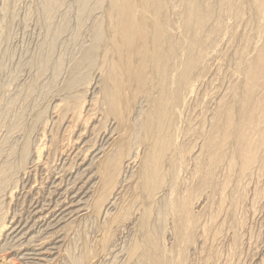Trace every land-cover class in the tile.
<instances>
[{
	"label": "rangeland",
	"instance_id": "obj_1",
	"mask_svg": "<svg viewBox=\"0 0 264 264\" xmlns=\"http://www.w3.org/2000/svg\"><path fill=\"white\" fill-rule=\"evenodd\" d=\"M165 1L173 8L167 15L174 33L166 55L174 67L194 60L191 72L198 75L196 78L200 74L206 77L202 88L187 98L182 111L178 110L176 124L181 138L177 133L180 141L173 168L163 173L165 184L161 186L166 185V189L162 187L166 193L150 204L145 201L136 169H125L123 161L117 171L109 165L83 205L85 211L80 215L84 216L63 225L62 243L47 264L143 263L146 241L142 228L147 212V227L161 250L154 264H264V0ZM110 2L0 0V264H22L8 253L14 221L26 222L30 210L37 207H31L33 201L39 199L44 204L51 200L52 183L59 177L65 186L56 190L64 194L66 180L76 172V165L113 130L114 118L104 102L117 57L110 44L114 26L108 17ZM191 3L205 26L193 52L188 51L193 34L183 30L185 11ZM113 14L116 18V12ZM127 89L132 90V96L137 95L129 111L132 127L108 153L113 158L120 155L122 160L135 155L142 158L152 143L149 138H153L143 127L151 109L147 100L151 91L147 96L138 93L136 85ZM80 132H84L82 136ZM239 135L250 144L248 151L243 150ZM106 182H110L109 188ZM103 186L109 190L108 196L103 194L107 192ZM154 253L159 255V249ZM6 259L12 260L6 263Z\"/></svg>",
	"mask_w": 264,
	"mask_h": 264
},
{
	"label": "bare ground",
	"instance_id": "obj_2",
	"mask_svg": "<svg viewBox=\"0 0 264 264\" xmlns=\"http://www.w3.org/2000/svg\"><path fill=\"white\" fill-rule=\"evenodd\" d=\"M166 3L167 2L165 0H111L109 8H108V14H109L108 17H109V20H111L113 22L114 26L110 29L111 35H112L111 39H110L112 42L110 44H111V47L113 48V51H115V54H117V57L115 59V62H113V69L110 67L113 70V72H111L112 70H110V74H112V78L109 81V88L108 89L106 86V93L104 96V102L108 106V109L110 111V115L113 116V118H114V122H113V126H112L113 130L110 129L112 132L108 131V134H106V135L104 133L105 136L103 138H101L102 144H100L89 155V157L87 159H85V157H84V159H82L81 164L76 165L78 167V169L76 170V172L74 171L75 173L69 179L66 180L69 183L67 185L68 188L65 190V192L63 191L64 194H61L60 191H57V190H59V187L62 185V182H63V179H61L58 176L59 178H57L56 181L54 180V182L52 183L53 184L52 188L54 189L52 191V194L54 197L51 200H48L49 198L48 199L46 198L47 201H44V204H42L41 201H38L39 199L36 201H33L31 207L33 208L36 205H37V207L33 208L34 209L33 211L30 210L31 212H29L30 214H28V217L25 220L26 222H24L23 220L20 221V219H19L18 220L19 222L16 220V221H14V224L11 223V224H13V226L11 225L12 226V228H11L12 232H11L10 236L8 235V239H9L8 245H10V246H7V247H10L8 249L9 250L8 253L16 255L17 256L16 258L17 259L19 258L20 261H22L21 262L22 264H41V263L47 264L49 262L48 257L54 256L56 254V250L58 249L57 245L62 243V241L60 239L62 237V234L64 233V232L61 233V231H63L62 230L63 225L68 223L71 220L72 221L76 220L75 222H77V220H79L80 217L84 216V215H80V213H83L85 211L83 208V205L85 204V202H87L86 199L88 198V196L91 192V189L94 188V184L97 183L96 180H99L100 179L99 177H103L104 173L107 170L109 171L108 168L111 166V164H113L112 166H114L116 169V167H120L119 165L123 161L122 164H123V167L125 169L130 167L131 169H136V171H138V174H139L138 178H140V180L142 181V186L144 189V192H143L144 195L143 196H145V201L147 200L150 204L155 202L156 197L162 195V193H166L165 190L163 189V188H165L166 185L165 186L163 185L164 187L161 186V184H165L164 182L162 183L163 177H164L163 173H164V171H166V169L173 168L174 162H175V161H173V159H174L173 156H174V152H175L176 147H177L176 143L178 140L180 141V139H177V135H176L177 133L179 134V132H177L178 129H177V124H176V119H177V115L179 112L178 110L182 111L183 109L181 110L180 107L185 105L187 98L190 96H193V94L196 91H198L200 88H202L203 84L206 82L205 81L206 77L201 78L202 74H200L199 77L196 78V76H198V75H195V74H193L194 72H191L193 70L195 64L193 62L194 60L192 61V59L190 57H189V59H191V60L183 62L184 64H182V66L174 67V65H173L174 63L171 64V57L168 56V54L166 55L165 49H166L168 44L171 47L170 43L173 41L170 37V35L173 33L171 30L173 25L171 23H169V22H171V20H170L171 18L169 19L168 15H167V11H169V9L172 10L173 8H170ZM113 12H116V18H115V14H113ZM171 12H170V14H171ZM185 13H186V18H185V15L183 14L184 18L186 19L185 23H183L184 24L183 30L185 31V33H192L193 34L192 35L193 41L192 42L190 41L192 44H188V42H186L188 45H190V47H189L190 50L188 49V51L191 52V50H192V52H193L194 48H196V45L198 44L197 38H198V36H200V33L203 30L202 27L204 25L202 23L203 21L200 19V14L198 13L195 4L191 3L187 7V10L185 11ZM200 13H202V12H200ZM183 24H182V26H183ZM207 25H206V27H207ZM173 30H174V28H173ZM202 33H204V31ZM202 36H205V35L202 34ZM174 37H176V36H174ZM191 37H189V39ZM172 38H173V36H172ZM221 38L223 39V36ZM169 41H171V42H169ZM108 42H110V41H108ZM184 45H185V43H184ZM109 46H107V47H109ZM211 47L212 46H210V48ZM207 48H209V47H207ZM186 50L187 49L183 50V51H185L184 53L187 52ZM201 50H202V48H201ZM208 51H211V50H208ZM187 56H189V55H187ZM195 57L197 60L196 55H195ZM136 60H138L137 64L135 62ZM205 60H207V59H205ZM195 62H197V61H195ZM181 67H183L185 69L184 72H183V70L181 71ZM128 85H136L138 88V93H142V94H145L147 96H148V93L151 91L149 94L152 96H148V98H147L148 102L151 104V109L145 115V121H144L143 127H144V130L146 133H148L150 131L151 134L148 137H153V138H149V139H152V143L149 144L150 147L148 145V147H149L147 150L148 152L145 155L143 154L142 158L138 157V155H135L133 157L127 158L126 160H122L120 155H118V157L113 158V156L109 157L108 153H110V151L114 148L113 146H117V145H119L120 142H122L123 137L126 135V133L125 134H123V133L125 131H127L129 128L131 129V127H132V125H131V127L129 125L130 124V122H129V118H130L129 111L131 110V112H132L133 105L136 103L137 95L134 94L132 96V90L127 89ZM173 86H174V89H172ZM229 96H231V95H229ZM198 116H201V115H198ZM178 125L180 126V123ZM179 129H181V128H179ZM253 131H254V128H253ZM114 132H116V133H114ZM241 132L243 133V131H241ZM244 132H246V131H244ZM250 132H251V130H250ZM83 133L80 132V136H82ZM243 134H242V136H243ZM246 134L249 136L250 133L249 134L246 133ZM225 135H227V133ZM223 136H224V134H223ZM179 137H180V134H179ZM213 137H215V136H213ZM239 137H240V135L238 136V138ZM239 139H241V142L243 143V146H244L243 150L248 151L250 144H247L245 142L244 137L239 138ZM246 139L248 140L249 138H246ZM226 140H229V139H226ZM82 141H84V139ZM222 141H225V140H222ZM211 142H212V139H211ZM247 142H249V141H247ZM183 143H184V141H183ZM224 144H225V146L227 145L226 143H224ZM210 145H211V143H210ZM225 146L223 145V148ZM254 148H256V147H254ZM224 149H226V148H224ZM206 150L208 151V148ZM239 150H241V148ZM210 152H208V153H210ZM255 152H258V151L256 150ZM37 153H39V152H37ZM215 153H217V152H215ZM218 153H221L220 149H219ZM243 153H244V151H243ZM249 153H250L249 154V156H250L252 152H249ZM222 154H224V153L222 152ZM210 155H212V154H210ZM123 156H124V154H123ZM218 157L221 158L220 155L219 156L216 155L217 159H218ZM111 158H113V160ZM125 158L126 157H124V159ZM39 159H40V157H39ZM80 160H81V158H80ZM183 161H184V159H183ZM215 161L218 164H219V162L221 163V160L218 162V160L215 159ZM215 161H212V162H215ZM209 163L210 164H208V165L211 166L212 165L211 161ZM217 163H215V164H217ZM33 164L34 163H32V165ZM36 164H34V165H36ZM87 164H88V167L83 169ZM3 166H6V165L3 164ZM209 166H208V169H209ZM225 166H227V165H225ZM121 167H122V165H121ZM245 168H246V164H245ZM131 169H130V171H131ZM204 169H205V167H204ZM247 169H249V168H247ZM110 170H112V169H110ZM201 170H203V169H201ZM115 171H117V169ZM209 171H211V170L209 169ZM173 172H175V171H173ZM185 172H187V171L185 170ZM202 172H204V171H202ZM206 172H208V171H206ZM245 172H246V170H245ZM247 172H248V170H247ZM165 173L167 174V172H165ZM113 174H116V173H113ZM204 174H206V173H204ZM209 174L210 175L213 174L212 171ZM249 174H251V172ZM199 175L200 174H198V176ZM202 175H203V173H202ZM67 176L69 177L68 174H67ZM108 176H109V174H108ZM108 176H106V178ZM204 176H206V175H204ZM116 177H117V175H116ZM206 178H204V179H206ZM208 180H207V183H208ZM201 181H203V180L201 179ZM111 182H113V181H111ZM210 182H211V179H210ZM204 183H205V181H204ZM99 184H100V182H99ZM99 184H97V186ZM108 184H110V182L107 183V185L106 184H104V185L109 188ZM139 184H140L139 187H141V183H139ZM206 185H209V184H206ZM210 185H212V184H210ZM64 186L62 185V187H64ZM115 186H116V184H115ZM111 187L112 186H110V190L112 191ZM104 188L105 187L103 186V190H104ZM105 189L107 192L105 191L106 193H103V194L107 195V193H110V192H108L109 190H107V188H105ZM121 190H122V188H121ZM140 191H142V190H140ZM116 192H117L116 196H118L119 195L118 189ZM102 195H101V197H102ZM110 195H112V194H110ZM59 196H60V198H58L56 200V197H59ZM105 198H103V199L109 201L108 199H105ZM174 198H176V197H174ZM189 198L190 197L188 196V199ZM167 199H168V197H167ZM67 200H68V202H66ZM112 200L113 201L110 202L111 206L114 204V200L116 201V197L112 198ZM101 201H102V198H101ZM104 203H106V202H104ZM68 205H69V207L63 209L65 206H68ZM99 205L103 206V203L99 204ZM183 205L185 206V204H183ZM189 206H190V204H189ZM168 207H170V206H168ZM169 209H171V208H169ZM100 210H101V208H100ZM58 212H60L59 215H57ZM185 214H186L185 216H188V213H185ZM148 215H149V213L147 212L146 218L143 221V228H142L143 233H144L143 238H145V241H146V246H145L144 251H143V248L139 246L142 249V250L140 249V251H143L142 257H143L144 262L143 263L141 262V264H146V262L150 263V261H152V262L158 261V259L160 258V252H161L157 240L153 237L154 235L152 236L153 233L151 234L149 228L147 227V222H148V217H149ZM106 216H108V215H106ZM16 217L18 218V215ZM16 217H14V218H16ZM104 217H105V215H104ZM51 219H53V220H51ZM142 219H143V217H142ZM72 221H71V223H72ZM75 222H74V224H75ZM23 223H25V226L23 225ZM69 223H68V225H71ZM191 223H192V221H191ZM193 223H194V221H193ZM193 223H192V227L194 225ZM65 232H66V230H65ZM34 234L35 235L39 234V236H38L39 239H37ZM63 245H64V243H63ZM60 247H59V249H61ZM136 248H134V249H136ZM156 249H159V255L154 253L156 251ZM4 250H6V249H4ZM136 250H138V248ZM6 253H7V251H6ZM164 255H165V252H164ZM140 256H139V259L141 260ZM133 259H134V257H133ZM11 260H9L8 262L10 263ZM51 261H54V260H51ZM8 262L6 259V263H8ZM139 264H140V261H139ZM153 264H154V262H153Z\"/></svg>",
	"mask_w": 264,
	"mask_h": 264
}]
</instances>
